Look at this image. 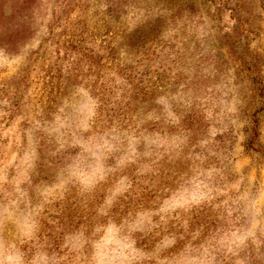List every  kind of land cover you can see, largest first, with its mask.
I'll return each mask as SVG.
<instances>
[{"label": "rangeland", "instance_id": "obj_1", "mask_svg": "<svg viewBox=\"0 0 264 264\" xmlns=\"http://www.w3.org/2000/svg\"><path fill=\"white\" fill-rule=\"evenodd\" d=\"M24 15L0 41V264H264V0Z\"/></svg>", "mask_w": 264, "mask_h": 264}, {"label": "trees", "instance_id": "obj_2", "mask_svg": "<svg viewBox=\"0 0 264 264\" xmlns=\"http://www.w3.org/2000/svg\"><path fill=\"white\" fill-rule=\"evenodd\" d=\"M30 3L31 0H16L12 6L13 13L10 17L5 16L4 20L0 17V24H3L0 26L4 28L0 41L5 43L7 49L14 50L17 44L24 40L30 33V24L24 17V13L30 7ZM17 16H19L18 19Z\"/></svg>", "mask_w": 264, "mask_h": 264}]
</instances>
